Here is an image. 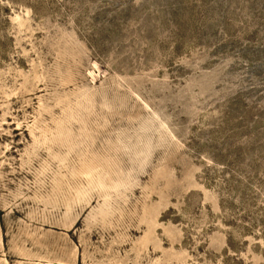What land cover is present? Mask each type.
<instances>
[{
    "label": "rangeland",
    "instance_id": "rangeland-1",
    "mask_svg": "<svg viewBox=\"0 0 264 264\" xmlns=\"http://www.w3.org/2000/svg\"><path fill=\"white\" fill-rule=\"evenodd\" d=\"M0 264H264V0H0Z\"/></svg>",
    "mask_w": 264,
    "mask_h": 264
},
{
    "label": "trees",
    "instance_id": "trees-1",
    "mask_svg": "<svg viewBox=\"0 0 264 264\" xmlns=\"http://www.w3.org/2000/svg\"><path fill=\"white\" fill-rule=\"evenodd\" d=\"M250 219V220H249ZM251 216L249 215V212H247V211H244L243 213H242V215H241V217H240V220H243V221H246V222H244V223H248L247 225L245 224V228H247L248 230L250 229V227H253V222H251ZM234 223H236V219L235 220H233V221H229V224L231 225V226H233V225H235ZM229 245H232V240L229 238Z\"/></svg>",
    "mask_w": 264,
    "mask_h": 264
}]
</instances>
